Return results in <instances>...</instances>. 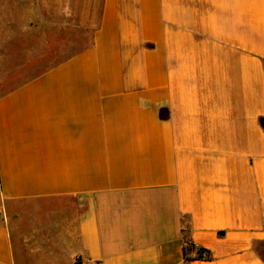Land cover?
Returning a JSON list of instances; mask_svg holds the SVG:
<instances>
[{"label":"crops","instance_id":"1","mask_svg":"<svg viewBox=\"0 0 264 264\" xmlns=\"http://www.w3.org/2000/svg\"><path fill=\"white\" fill-rule=\"evenodd\" d=\"M183 216L212 259H184ZM257 242L264 0H0V264H264Z\"/></svg>","mask_w":264,"mask_h":264},{"label":"trees","instance_id":"2","mask_svg":"<svg viewBox=\"0 0 264 264\" xmlns=\"http://www.w3.org/2000/svg\"><path fill=\"white\" fill-rule=\"evenodd\" d=\"M191 226L187 223L186 218L183 216L182 218V238H183V257L185 260H210L212 259L211 252L208 248L197 246L190 235ZM219 234H223V231H219ZM259 243V242H257ZM259 257L264 262V255L259 252L256 248Z\"/></svg>","mask_w":264,"mask_h":264},{"label":"rangeland","instance_id":"3","mask_svg":"<svg viewBox=\"0 0 264 264\" xmlns=\"http://www.w3.org/2000/svg\"><path fill=\"white\" fill-rule=\"evenodd\" d=\"M35 236H38V237H33L31 240L33 242H37L38 244H41V246H45V244H46L45 243L46 242V230H44V229L40 230V233L36 234ZM255 248L264 255V242L256 243L255 244ZM35 253L39 254L41 252L36 251ZM26 261L32 262L34 264H37V262L41 261V260L38 259V258H34L32 260L28 258ZM64 261L66 262L67 260H64Z\"/></svg>","mask_w":264,"mask_h":264}]
</instances>
